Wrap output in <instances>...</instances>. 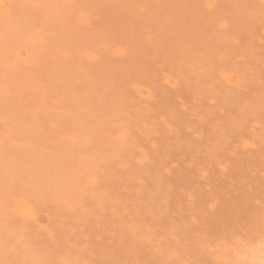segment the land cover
Listing matches in <instances>:
<instances>
[{
  "label": "rangeland",
  "instance_id": "374dc122",
  "mask_svg": "<svg viewBox=\"0 0 264 264\" xmlns=\"http://www.w3.org/2000/svg\"><path fill=\"white\" fill-rule=\"evenodd\" d=\"M211 1L0 0V264L264 243V0Z\"/></svg>",
  "mask_w": 264,
  "mask_h": 264
},
{
  "label": "bare ground",
  "instance_id": "6f19581e",
  "mask_svg": "<svg viewBox=\"0 0 264 264\" xmlns=\"http://www.w3.org/2000/svg\"><path fill=\"white\" fill-rule=\"evenodd\" d=\"M212 4H213L212 1L211 2L206 1V5H208V7L213 6ZM208 7H206V8H208ZM121 134H122V132L120 133V135ZM243 145L246 146V144H243ZM13 205H15V207H16V212L17 211L19 212V209L17 207V203L14 202ZM230 261L232 262V264H245L246 262H247L246 264H250L252 261L254 262L252 264H264V243L258 244V246L256 248H254L253 252H251V253L235 251V257L232 258ZM249 261H251V262H249Z\"/></svg>",
  "mask_w": 264,
  "mask_h": 264
}]
</instances>
